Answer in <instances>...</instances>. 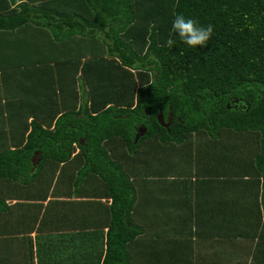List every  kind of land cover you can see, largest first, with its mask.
Instances as JSON below:
<instances>
[{
	"label": "trees",
	"instance_id": "1",
	"mask_svg": "<svg viewBox=\"0 0 264 264\" xmlns=\"http://www.w3.org/2000/svg\"><path fill=\"white\" fill-rule=\"evenodd\" d=\"M174 13L212 24L208 43L184 44L172 30ZM1 41L0 214L17 198L15 189L37 210L78 204L91 219L79 228L91 244L89 264H138L142 252L175 257L158 264H233L230 254L246 260L253 248L264 257V228L246 226L250 208L258 212L255 183L230 193L223 178H260L264 214V0H0ZM95 60L132 76L127 102L111 97L92 109ZM140 72L150 82L140 84ZM13 74L16 87L1 90ZM19 77L37 106L20 120L13 107L23 91ZM4 95L12 103L4 105ZM160 113L171 118L168 128ZM139 128L146 132L134 143ZM218 140L223 144L208 145ZM229 143L234 153L227 157ZM145 161L151 170L140 169ZM161 181L178 184L169 200L167 189L148 194L139 187ZM171 204L176 219L161 222ZM101 216L108 222L97 226ZM238 234L245 243L237 244Z\"/></svg>",
	"mask_w": 264,
	"mask_h": 264
},
{
	"label": "crops",
	"instance_id": "2",
	"mask_svg": "<svg viewBox=\"0 0 264 264\" xmlns=\"http://www.w3.org/2000/svg\"><path fill=\"white\" fill-rule=\"evenodd\" d=\"M0 45H4L2 41ZM1 99L4 105L10 100L5 98V95ZM192 189L197 191L194 186ZM24 191L15 189L11 192L17 195V198L6 200L9 210L7 213L0 214V264H89L86 252L91 244L86 241L85 231L79 229L80 225L91 224V219L85 221V215L82 214L84 208L80 209L78 204L70 206L62 203L50 209L37 210L30 201L27 203V200H21ZM252 211H255V208H250V213ZM106 222L108 219L102 216L97 217V226H102ZM74 225L77 226L76 230L72 229ZM149 227L145 226V231ZM98 232V238H95L97 231L90 232L93 238L97 239V246L104 240L100 235L105 234L106 229L101 228ZM242 243L245 242L237 244ZM249 252L256 258V262L260 261L257 264L264 263V257L256 255L253 250ZM171 254L157 252L151 255L142 252L138 256L137 263L158 264L166 259L175 258Z\"/></svg>",
	"mask_w": 264,
	"mask_h": 264
},
{
	"label": "rangeland",
	"instance_id": "3",
	"mask_svg": "<svg viewBox=\"0 0 264 264\" xmlns=\"http://www.w3.org/2000/svg\"><path fill=\"white\" fill-rule=\"evenodd\" d=\"M26 40H27V38H26ZM99 43H101V42L99 41ZM99 43H98V46L103 49L102 51H104L103 45L101 44V46H100ZM15 56H16V54H15ZM20 60L21 59H19V62H21ZM29 62H31V60ZM3 64H5V63L3 62ZM70 70L72 71L73 68H70ZM17 73H18V75H21V72H17ZM17 73H15V74H17ZM140 73H142L143 76L146 77V80L144 79L141 81L139 79L140 84H145V83L150 82V80L152 79L150 74H148V73L146 74L144 72H140ZM15 74L5 78L6 82H8L10 80L12 83L10 85H6V83H5L4 85L1 86V90L6 88V92H7L9 90V88H8L9 86L13 85V87H16V85L14 86V84L17 81V76ZM69 77H70V72L68 74V78ZM19 78H20L19 82H18V83H20L19 87H22V83L20 81H23V78L22 77H19ZM30 78H31V76H29L28 78L24 77V80H27V79L29 80ZM105 78L107 80V83L104 80ZM88 80L90 82L94 81V83H95V88L90 87L87 90L89 97L92 98V102H93L92 109L94 107H98V106L103 105L104 103H106V101H109L111 99V97L114 100V98L122 96L124 98L123 99L121 98V99L123 101L127 102V100L131 98L132 89L135 87V81L133 80L131 75L126 74L123 71H120L119 69H116V70L112 69V67L108 63H106V64L98 63L97 60L93 61L92 64H90V70L88 72ZM66 88H67V90H66L67 93L73 92L72 90H69L71 88L70 86L67 85ZM119 89H121V92H117V90H119ZM44 92L48 93L46 90ZM22 93L24 95L22 98H20ZM64 93H66V92L64 91ZM121 93H122V95H121ZM17 94H18V98L20 100V103H18L17 105H13V107H15V109H17V111H16L17 112V114H16L17 118L16 119L20 120V118H25L28 115H31L32 108H33V111L36 110L37 106L34 105L36 103L35 98H34L36 93L32 92V89H27L24 87L23 91H21L20 93H17ZM14 95H16V94H14ZM6 96H9V95H6ZM132 97L135 98V94H133ZM115 103H118V102H115ZM114 106H115V104H114ZM226 131H229L231 134L238 133V132H235L231 129H226ZM248 132H250V131L241 132V133L242 134L246 133V135L249 136V134H247ZM251 133H254V132H251ZM254 138H256V136ZM221 140H218L215 142H210L208 145L213 146V147H215V146L218 147L221 143L223 144V142ZM253 140H255V139H253ZM246 145H248V142H246ZM225 146H226V149L228 150V151L226 150L227 157H228L234 153L231 151V149L233 150V148L231 146V143L225 144ZM1 147H0V149H1ZM241 147H242V149H244L243 151H245V145H243ZM211 150H212V148H211ZM226 152H224V153H226ZM238 152H239V150H238ZM218 156L219 155H216L215 158L219 159L220 157H218ZM238 156H240V154H238ZM238 156H236L237 159H238ZM210 159H211V161H215L214 157H209V160ZM147 161L140 162V164H141L140 169L141 170H143L144 168H146L147 170H151V168H148L149 166L147 167ZM251 165L255 168L254 162H252ZM151 167H152V165H151ZM169 167H171L176 172L179 170V167L174 166L172 163H170ZM255 174H256V177L258 178L259 175L257 173H255ZM214 178L215 177H212L210 179H214ZM223 178H225V182L230 183V184H228V186L233 189L230 193L235 192L236 189L239 187V184L244 185L246 188L247 187L246 182H248L249 180H251L255 183L256 187L254 188V190L255 191L257 190V192H258V193H256V195H257L256 196V201H257L256 207H257L258 212L252 211L251 213H249L247 215L251 218H249L247 220L246 226H248L249 231H254L255 229H257V227H259V229L264 228V216H263L264 214H263L262 210H260V208H259L260 207L259 194L261 193V179L260 178L253 179L252 177L250 178V176H247V178H246V179H248L247 181L236 180L235 182H233L234 180L229 181L231 179L230 176H225ZM215 183H218V182H215ZM177 185L178 184H176L174 182L169 183V182H163V181L139 183V187H141V189L145 190L146 192L149 191L148 194L152 191H155V190L167 189L165 192H163V194L166 193V195H164V197H167V200H169V197L171 196V191L175 190L178 187ZM182 185L185 187L186 193H187V191H191L190 183L188 184L187 182H185ZM248 187H252V186H248ZM197 198H199V196ZM171 199H173V196L171 197ZM254 199H255V197H254ZM184 211H186V210H184ZM238 211L243 212V208H239ZM235 212H237V209L235 210ZM247 213H248V211H247ZM237 214H238V212H237ZM181 215H183V214H181ZM176 217H177L176 207H174V204H171L170 208L166 212L162 213L161 222L165 221V220L169 221L172 219H176ZM252 226H255L254 229H252ZM182 231H183V229H182ZM171 232H175L177 234L182 233V232H179L177 230H174V231L166 230L165 234L167 235L168 233H171ZM253 240L254 241L252 242L253 243L252 247H254L256 244V238H254ZM236 241H238V242L243 241L240 234H238ZM253 250H254V248H253ZM230 255L231 256H229V260H233L234 261L233 264H257L258 262H260V261L256 262V258L254 256H251L250 258H247L246 260H241L239 257L234 256L233 254H230ZM162 262L164 263V261H162ZM229 264H231V262H229Z\"/></svg>",
	"mask_w": 264,
	"mask_h": 264
},
{
	"label": "clouds",
	"instance_id": "4",
	"mask_svg": "<svg viewBox=\"0 0 264 264\" xmlns=\"http://www.w3.org/2000/svg\"><path fill=\"white\" fill-rule=\"evenodd\" d=\"M172 30L179 39L189 47H204L213 35L212 24L201 25L196 19L182 13H174ZM174 43L173 39L167 41L168 46Z\"/></svg>",
	"mask_w": 264,
	"mask_h": 264
},
{
	"label": "water",
	"instance_id": "5",
	"mask_svg": "<svg viewBox=\"0 0 264 264\" xmlns=\"http://www.w3.org/2000/svg\"><path fill=\"white\" fill-rule=\"evenodd\" d=\"M157 120L159 124L164 128H168L171 124V118H169L168 121L165 122L162 113L158 115ZM145 132H146V128H139L135 136L134 143H136L138 139L145 134ZM38 162L39 160H37L35 157L32 159V164L34 167L38 164Z\"/></svg>",
	"mask_w": 264,
	"mask_h": 264
},
{
	"label": "flooded vegetation",
	"instance_id": "6",
	"mask_svg": "<svg viewBox=\"0 0 264 264\" xmlns=\"http://www.w3.org/2000/svg\"><path fill=\"white\" fill-rule=\"evenodd\" d=\"M237 102V101H236Z\"/></svg>",
	"mask_w": 264,
	"mask_h": 264
}]
</instances>
